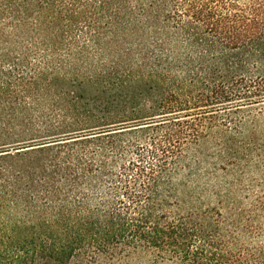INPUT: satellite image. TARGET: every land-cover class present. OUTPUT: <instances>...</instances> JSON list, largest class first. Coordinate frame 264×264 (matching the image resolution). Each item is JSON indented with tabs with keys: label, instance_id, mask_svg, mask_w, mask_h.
Instances as JSON below:
<instances>
[{
	"label": "trees",
	"instance_id": "1",
	"mask_svg": "<svg viewBox=\"0 0 264 264\" xmlns=\"http://www.w3.org/2000/svg\"><path fill=\"white\" fill-rule=\"evenodd\" d=\"M259 105L264 0H0V264H264Z\"/></svg>",
	"mask_w": 264,
	"mask_h": 264
},
{
	"label": "rangeland",
	"instance_id": "2",
	"mask_svg": "<svg viewBox=\"0 0 264 264\" xmlns=\"http://www.w3.org/2000/svg\"><path fill=\"white\" fill-rule=\"evenodd\" d=\"M6 68V66H3ZM246 112L240 115L245 122H248L244 130L247 139L245 150L247 162L241 163V166L228 168L227 174L218 172L217 176L221 180L232 182L235 179L242 180L243 189L234 192V198L238 201L249 205L254 199L264 197V105L253 106L245 109ZM211 146L206 144L203 149H210ZM213 198L206 196L203 202L207 204L214 203ZM97 264H154L146 258H140L130 261H102L98 260ZM166 264V263H160Z\"/></svg>",
	"mask_w": 264,
	"mask_h": 264
}]
</instances>
